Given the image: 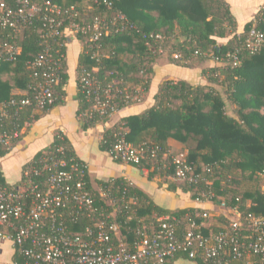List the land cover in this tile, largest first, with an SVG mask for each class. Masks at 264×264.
<instances>
[{
	"label": "trees",
	"instance_id": "trees-1",
	"mask_svg": "<svg viewBox=\"0 0 264 264\" xmlns=\"http://www.w3.org/2000/svg\"><path fill=\"white\" fill-rule=\"evenodd\" d=\"M57 2L63 6L75 5L77 14L67 22H92L97 15H106L112 19L123 13L136 26L125 27L119 22L111 26L109 33L101 39L102 57L99 62L91 58V49L90 53H86L92 42H86L82 35H78L77 38L84 42V51L79 57V76L82 66L92 68L98 65V76L104 82L128 86L132 94H138L142 90L148 92L155 73L154 65L158 62V57L163 55L153 50L159 42L151 35L157 34L162 35L163 44L166 50L170 48L172 55L182 54L179 59L172 57L177 65L189 66L208 59L218 62L217 66L203 70L208 80L205 85H193L183 79L164 80L150 107L140 114L123 117L119 123L105 131L101 148L111 154L116 134L124 131L126 139L134 146H160L162 149L158 156L148 158V162L144 160L136 167L148 168L149 178L158 174L171 177L174 174V166H170L171 154L185 152L174 151L164 156L170 152L168 140L175 139L188 149L186 159L195 170L197 182L178 184L177 181H170L171 189L179 186L184 192L191 193L195 200H208L221 205L225 202L226 205L222 207L224 213L217 217L224 226L230 222L227 212L236 206L244 214L252 212L264 216V53L253 54L243 45L246 33L254 24L264 30V8L245 25L242 33H238L236 18L226 0ZM106 2L111 3L110 9ZM89 3L91 6H88ZM227 38V42H219ZM40 50L39 36L32 29L26 35L23 52L18 60L0 62V102L20 100L24 96L31 82L28 62ZM66 50L67 48H61V53H66ZM236 51H239L241 62L233 65L229 63L231 57L228 54ZM61 65L66 70L62 74L66 84L67 59H63ZM17 89L21 92H15ZM58 92L55 102L44 110H21L19 123L25 126L26 122H34L55 106L64 103L66 91L59 87ZM79 100L78 116L88 107L80 93ZM124 107V103H120L119 108ZM11 110H15L14 107ZM104 120L106 119L96 117L80 122L83 129H88ZM59 148L63 149V155L68 161L85 164L88 187L109 211L116 212L117 220L122 223V230L129 239H133L138 229L151 233L156 229L157 218L167 215L181 220L178 229L180 234L190 218L200 226L198 231L206 236L213 229L212 226L203 225L208 218L201 216L206 212L201 208L172 210L161 207L148 193L132 185L124 177L93 180L85 161L79 158L71 141L62 131H58L54 141L39 151L34 160L24 168L33 164L45 151ZM9 152L0 143V157ZM35 179L45 184L44 176H35ZM244 181H247L245 187L242 185ZM94 182L100 189L93 186ZM0 184L13 186L6 182L1 169ZM107 199L110 203L106 202ZM88 221L84 219L82 224ZM82 224H73L71 229L80 231L83 229ZM224 226L213 231L217 232ZM179 258L193 260L198 264H215L212 261L192 259L186 251L179 252L164 264H173ZM27 260L18 250L15 251V264H26ZM230 264H247V261L233 259Z\"/></svg>",
	"mask_w": 264,
	"mask_h": 264
},
{
	"label": "built area",
	"instance_id": "built-area-1",
	"mask_svg": "<svg viewBox=\"0 0 264 264\" xmlns=\"http://www.w3.org/2000/svg\"><path fill=\"white\" fill-rule=\"evenodd\" d=\"M106 5L111 8L110 2ZM76 14L75 5L63 6L57 0H0V62L18 60L26 35L32 29L36 30L41 46L28 62L31 82L24 96L0 102V143L10 151L29 123L25 126L19 123L20 111L46 109L59 96V87L64 88L62 74L66 70L61 62L66 53H61V48H67L72 37L82 35L86 42H92L86 53L91 49V58L99 62L101 39L111 26L119 22L125 27H136L123 13L112 19L97 15L92 22H67ZM151 37L159 42L157 48H151L164 54L162 35ZM243 45L253 54L264 53V30L254 24ZM228 55L229 63L241 62L239 51ZM173 56L182 58L181 53ZM98 72V65L81 67L78 92L88 107L79 114L80 121L107 119L120 110V103L128 106L141 100L140 93L132 94L128 86L104 82ZM62 150L45 151L27 165L18 186L0 184V242L11 240L15 249L28 259L26 264H164L181 251L188 252L192 259L215 264H230L233 259L264 264V216L244 214L237 206L229 212L228 225L217 232L211 230L207 236L198 231L200 226L192 218L180 234L181 220L167 215L157 218L156 229L151 233L138 229L133 239H129L116 212L109 211L88 187L85 164L68 161ZM160 152V146H134L121 131L116 134L111 155L121 162L139 165ZM186 158L187 152L171 154L172 178L197 182L195 170ZM35 176H44L45 184ZM201 216L209 218V213ZM84 219L89 221L82 224ZM73 224H82L83 229L74 231Z\"/></svg>",
	"mask_w": 264,
	"mask_h": 264
},
{
	"label": "crops",
	"instance_id": "crops-1",
	"mask_svg": "<svg viewBox=\"0 0 264 264\" xmlns=\"http://www.w3.org/2000/svg\"><path fill=\"white\" fill-rule=\"evenodd\" d=\"M237 21V32L242 33L245 25L253 20L256 14L264 8V0H226ZM84 50V42L72 37L67 45V73L68 79L64 86L66 91L64 103L52 108L43 114L40 119L29 122L23 129L22 138L14 145L13 149L5 156L0 157V169L4 174L6 182L9 185L18 186L22 179L24 166L34 160L35 155L49 146L55 138L58 131H62L71 141L77 155L85 161L89 173L93 180H109L115 177H124L132 185L148 193L154 202L161 207L168 209H178L185 207H198L203 210L208 209L218 212V215L224 213L219 204L212 201H198L192 198L191 193L184 192L179 186L177 189H171L170 181H176L174 178L158 174L149 178L148 169H140L135 165L116 161L112 155L102 150L101 142L105 131L121 121L123 117L136 115L143 112L154 103L155 95L159 90L164 78L169 73L176 77V80H186L193 85H205L208 83L203 70L207 67L217 66L218 63L212 59L198 61L189 66H180L175 63L161 61L154 66L155 73L146 99L137 103L128 105L120 109L116 114L108 117L106 120L97 123L88 129L82 128L79 120L78 110L80 107L78 92V67L79 57ZM159 76L158 86H154L155 75ZM8 77V76H6ZM169 79H172L171 77ZM15 92H21L20 89ZM176 142L170 138L168 144L170 151ZM182 144V143H181ZM184 146V144H182ZM185 147V146H184ZM178 151L188 152L187 148H180ZM96 184L95 182L93 183ZM97 185V184H96ZM100 189V188H98ZM221 226H224L220 222ZM15 246L11 240L0 242V264H15L14 254ZM173 264H198L196 261L179 258Z\"/></svg>",
	"mask_w": 264,
	"mask_h": 264
},
{
	"label": "rangeland",
	"instance_id": "rangeland-1",
	"mask_svg": "<svg viewBox=\"0 0 264 264\" xmlns=\"http://www.w3.org/2000/svg\"><path fill=\"white\" fill-rule=\"evenodd\" d=\"M88 6H91L90 5V3L88 4ZM91 8V7H90ZM77 37H78V35H77ZM230 37H232V36H230ZM230 37H228V38H230ZM228 38L227 39H222V40H220L219 42L220 43H225V42H227L228 41ZM169 48V47H168ZM167 48V50H166V52L162 55V56H159L158 57V62L157 63H159V62H161V61H163V62H165L166 64H168V63H174L173 62V58L172 57H174L171 53H170V48L168 49ZM156 63V64H157ZM218 63V62H217ZM155 64V65H156ZM221 64V63H220ZM154 65V66H155ZM172 78V79H176V77L175 78H173V75L172 74H168V75H166L165 76V78H164V80H166V79H169V78ZM161 79V78H160ZM159 76L156 74L155 75V83H154V86H158V84H159ZM142 90V89H141ZM149 93V91L148 92H143V90H142V92H140V94H141V99L142 100H144V99H146V96L144 95V94H148ZM141 100V101H142ZM230 110V109H229ZM174 144H176L173 148H176V149H174L175 150V152H178V150L181 148H185L181 143H178V142H176L175 141V143ZM178 182V184H183V182H181V181H177ZM246 183H247V181H244L243 182V187H245L246 186ZM94 187L95 188H98V186L96 185V184H94ZM263 190H264V185H263ZM206 201H208V200H206ZM106 202H108V203H110V200L109 199H107V201ZM220 205V208L222 209V207H223V205H221V204H219ZM223 210V209H222ZM205 211H207L208 213H209V218H208V220H207V226H212V228L213 229H215V228H220L219 226H221V224H220V222L221 221H219L218 220V212H216V211H212V210H208V209H205ZM227 212V211H226ZM225 212V213H226ZM227 215L230 217L231 216V214H229L228 212H227ZM228 219V218H227ZM224 224V223H223ZM212 229V230H213Z\"/></svg>",
	"mask_w": 264,
	"mask_h": 264
}]
</instances>
